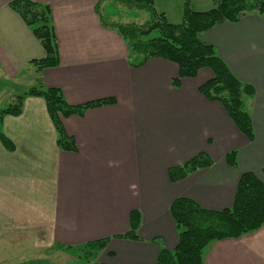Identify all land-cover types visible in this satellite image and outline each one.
Instances as JSON below:
<instances>
[{"label":"crops","instance_id":"crops-1","mask_svg":"<svg viewBox=\"0 0 264 264\" xmlns=\"http://www.w3.org/2000/svg\"><path fill=\"white\" fill-rule=\"evenodd\" d=\"M10 1L0 0V85L12 91L11 100L17 87L43 85L60 88L72 105L115 101L62 119L76 142L72 152L57 147L41 97L26 96L20 115L3 116L1 131L14 149L0 142V235L13 245L30 241L38 253L33 264H48L50 250L70 257L101 238L107 244L86 264H156L160 249L178 241L169 213L175 198L220 210L233 203L241 173L254 172L264 183L263 14L246 12L199 36L254 87L244 99L254 132L249 141L218 101L200 94L213 76L209 68L175 87L178 67L169 60L155 56L132 66L126 40L101 20L102 0H32L49 7L56 39L58 64L42 70L32 60L45 51ZM230 150L234 166L226 162ZM199 152L211 165L171 182L169 170ZM132 210L140 215L138 240L122 237ZM205 248L204 264H264V225Z\"/></svg>","mask_w":264,"mask_h":264},{"label":"trees","instance_id":"trees-1","mask_svg":"<svg viewBox=\"0 0 264 264\" xmlns=\"http://www.w3.org/2000/svg\"><path fill=\"white\" fill-rule=\"evenodd\" d=\"M114 1L129 7H138L148 13V20L142 25L119 23L116 26L119 34L128 43L132 54L131 65L140 66L155 56L169 60L178 67V76L172 80L175 87L180 85L182 78L196 76L202 67L209 68L213 76L200 85V94L207 99L218 101L236 129L252 141V119L244 107V99L253 96V85L236 78L226 62L219 57L214 46L200 40L199 36L201 32L210 30L223 21H239L246 12L264 13V0H213L215 6L204 11H196L186 2L182 21L177 24H172L164 13L157 11L154 0ZM9 6L30 27L45 51L43 58L32 60L36 70L58 64L49 7L32 0H11ZM26 96H38L44 100L56 132L57 147L61 151L71 152L76 150V142L66 133L62 119L83 115L90 108L115 103L111 97L72 105L65 100L62 90L58 87H28L16 94L8 106L0 107V142L9 151L14 149V144L1 131L2 118L5 114L20 115ZM236 156L235 150L226 153L225 158L229 166L236 165ZM211 163L212 158L209 155L199 152L182 165L173 166L168 172V178L171 182L178 181ZM235 189L231 206L220 210L206 209L185 196L175 198L171 202L169 213L177 226L178 241L172 250L165 247L160 249L156 264H204L203 254L210 242L240 238L261 228L264 225L263 181L254 172H243ZM128 217L129 230L122 237L138 240L139 212L132 210ZM107 241L108 238H101L80 247L85 249V259L88 261L97 250L104 248Z\"/></svg>","mask_w":264,"mask_h":264},{"label":"rangeland","instance_id":"rangeland-1","mask_svg":"<svg viewBox=\"0 0 264 264\" xmlns=\"http://www.w3.org/2000/svg\"><path fill=\"white\" fill-rule=\"evenodd\" d=\"M186 2L196 11L209 10L211 7L215 6L213 0H154V6L158 12L164 13L172 24H177L182 21V13ZM96 8L98 9L103 23L116 32H118L116 26H118L119 23H135L137 25H142L148 20V13L145 10H140L135 6L129 7L127 4L121 2L117 3L114 0H102L101 4L96 6ZM253 13L257 12L253 11ZM260 14L264 15V13ZM2 86L3 85H0V107H6L13 100H11L10 96L12 91L9 89V91L4 92L7 88L5 89ZM23 88L24 87H17L15 91L21 93L23 92ZM11 241H13L12 237L0 235V264H33L32 260L37 258L36 256H38V253L33 249L31 242L27 240H14V243L17 245H13ZM60 250L59 256H56V258L52 250H50L52 256L50 255L48 257V264H86L84 248H74L69 251L68 253L71 254L70 257L66 256L64 251ZM36 264H43V261L37 262Z\"/></svg>","mask_w":264,"mask_h":264}]
</instances>
